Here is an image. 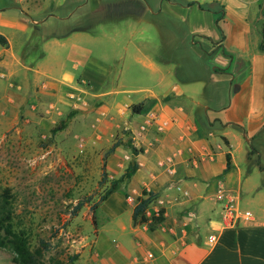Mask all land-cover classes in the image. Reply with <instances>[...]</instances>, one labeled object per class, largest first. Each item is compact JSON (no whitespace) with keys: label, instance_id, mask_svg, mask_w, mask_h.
<instances>
[{"label":"crops","instance_id":"0c3cea01","mask_svg":"<svg viewBox=\"0 0 264 264\" xmlns=\"http://www.w3.org/2000/svg\"><path fill=\"white\" fill-rule=\"evenodd\" d=\"M230 1L219 0L217 17L201 18L198 11L187 23L199 35L201 72L184 74L179 83L160 74L156 91L116 83L111 67L76 41L69 43L72 71L61 69L54 50L51 56L43 50L32 54L44 31L38 42L30 35L17 41L2 28L24 34L29 24L37 31L41 21L29 20L15 6L0 9V129L13 127L21 116L23 127L33 124L41 131L60 124L53 133L58 141L84 133L90 144L116 143L104 151L110 178L134 165L96 206L93 219L91 213L93 236L78 253L79 264H264V0ZM47 42L59 40L42 46ZM79 66L81 72L74 73ZM68 91L87 105L73 106ZM122 141L134 151L124 150ZM167 156L172 174L157 165ZM218 189L235 196L240 218L232 225L220 222ZM147 198L144 208L162 199L164 214L148 221L141 211L132 220ZM187 211L195 216L183 228ZM209 234L214 241H207Z\"/></svg>","mask_w":264,"mask_h":264},{"label":"rangeland","instance_id":"374dc122","mask_svg":"<svg viewBox=\"0 0 264 264\" xmlns=\"http://www.w3.org/2000/svg\"><path fill=\"white\" fill-rule=\"evenodd\" d=\"M218 2L0 0V9L15 6L24 11L29 20L41 21L37 31L29 24L24 34L2 28L17 41L30 35L31 41L38 42V34L44 31L43 40L32 54L43 50L51 56L54 50L57 60L64 66L61 69L72 71L68 59V55H72L69 43L76 41L89 50L91 57L111 67V79L116 83L145 86L156 91L153 86L160 74L167 76L169 73L174 82L179 83L184 74L197 76L201 72L199 35L197 31L188 30L187 23L199 17L198 11L201 18L204 13L217 17ZM256 36L254 30L252 37ZM51 38H58V44L50 46L47 42L42 46V42ZM205 59L212 61L211 56ZM81 70L82 66H79L73 72ZM195 97L202 100L198 92ZM30 125L23 127L21 116L13 127L0 129V190L3 187L9 189L15 220L29 231L31 245H37L39 239L49 244L45 259L54 256L65 264H79L78 253L89 247L93 236L92 212L88 203L74 215L71 210L83 196L95 201L106 187V181L113 179L103 167L104 151L109 142H84V133L76 137L69 133L66 139L58 141L56 136H50L49 130L41 131ZM42 132L46 133L45 137L40 136ZM98 138L94 141H99ZM121 144L124 150L133 152L130 143L122 141ZM242 145L246 146L244 142ZM101 168L106 172L102 183ZM240 199V207L244 208L246 195L242 193ZM97 213H100L98 208ZM74 255L75 258L69 261ZM12 257L10 250L0 248V264H15Z\"/></svg>","mask_w":264,"mask_h":264},{"label":"trees","instance_id":"16d2710c","mask_svg":"<svg viewBox=\"0 0 264 264\" xmlns=\"http://www.w3.org/2000/svg\"><path fill=\"white\" fill-rule=\"evenodd\" d=\"M1 44H5V41L1 39ZM132 111H136L135 106L131 107ZM61 127L60 124L52 126L49 129L50 136ZM116 143L111 144L105 153L110 152ZM134 151V148L131 147ZM104 167V165H103ZM134 169L133 164H129L125 171L117 178L109 179L106 181V187L99 197L91 202L90 197L83 196L79 198L73 205L71 214L74 215L76 212L86 203H88V208L92 212L96 206L106 198V196L112 191L118 188L119 182L124 178H127ZM106 172L104 168L100 171V182H105ZM11 194L7 187H3L0 190V248H6L11 251L13 257L12 260L15 264H65L61 260L54 256L44 258V254L49 250V244L44 242L42 239L38 240L37 245H31L30 243V233L29 231L21 225L18 220H15V213L11 203ZM148 198L142 201L131 213L132 220L135 216L143 211ZM75 255L69 258L72 261Z\"/></svg>","mask_w":264,"mask_h":264},{"label":"built area","instance_id":"2783aa9c","mask_svg":"<svg viewBox=\"0 0 264 264\" xmlns=\"http://www.w3.org/2000/svg\"><path fill=\"white\" fill-rule=\"evenodd\" d=\"M66 97L72 101L73 106L85 107L87 105L86 101L76 92L68 91ZM160 129V127H158ZM157 165L164 167V170L167 174H172L174 172L173 168V159L170 156H167L164 159L158 160ZM179 190V187H176ZM181 193L186 195V191L182 190ZM217 197L221 203V215L220 222L223 226H229L234 224L240 214L237 209L235 196L228 190L218 189ZM126 200L129 203H132L133 199L130 195L126 196ZM163 200L160 198H155L152 200L149 207L143 209V215L148 221L155 220L164 214ZM193 211H187L185 217L181 220V227H185L188 224L190 218L194 217ZM215 240L214 234H209L207 236V241L212 242Z\"/></svg>","mask_w":264,"mask_h":264}]
</instances>
